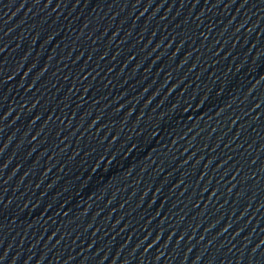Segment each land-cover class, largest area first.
Returning <instances> with one entry per match:
<instances>
[{
    "label": "water",
    "instance_id": "obj_1",
    "mask_svg": "<svg viewBox=\"0 0 264 264\" xmlns=\"http://www.w3.org/2000/svg\"><path fill=\"white\" fill-rule=\"evenodd\" d=\"M0 264H264V0H0Z\"/></svg>",
    "mask_w": 264,
    "mask_h": 264
}]
</instances>
